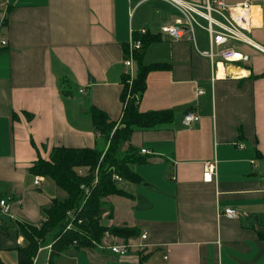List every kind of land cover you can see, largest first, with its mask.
I'll use <instances>...</instances> for the list:
<instances>
[{
	"label": "crops",
	"instance_id": "crops-1",
	"mask_svg": "<svg viewBox=\"0 0 264 264\" xmlns=\"http://www.w3.org/2000/svg\"><path fill=\"white\" fill-rule=\"evenodd\" d=\"M254 5L250 33L264 45V0ZM178 14L163 0H0V198L10 203L0 213V262L18 264L17 224H38L55 197L45 176L34 184L33 162L54 146L106 147L89 107L119 121L126 45L145 29L158 38L141 62L166 67L149 71L138 107L175 118L133 131L129 144L147 149L148 160L133 166L139 182H117L128 193L122 222L116 195L105 199L102 221L147 237L107 234L128 245L125 255L70 248L52 264H264V54L245 46L247 63L221 67L199 53L204 31L196 30V47L161 33ZM187 112L198 121L184 125ZM208 160L216 161L213 182L202 178Z\"/></svg>",
	"mask_w": 264,
	"mask_h": 264
},
{
	"label": "trees",
	"instance_id": "trees-1",
	"mask_svg": "<svg viewBox=\"0 0 264 264\" xmlns=\"http://www.w3.org/2000/svg\"><path fill=\"white\" fill-rule=\"evenodd\" d=\"M133 37L141 40L142 47L134 55L136 73L132 82L123 74L122 114L119 121L110 120L103 110L94 105L89 107L94 129L103 137L106 147L97 149L86 146H54L48 158L43 159L39 156L30 166L32 174L52 179L58 188L66 192V197L63 199L53 197L50 206L44 210V218L38 224H17L18 232L24 238V244L18 248V264H32L38 248L52 230L56 232L50 244L47 264H52L56 256L70 248H99L98 244H102L101 241L106 234L125 241L140 235V229L136 226L106 224L101 220L103 210L106 208L105 199L108 196H128L127 192L117 186L118 183L114 182L112 175L115 172L123 180L139 182L141 178L133 166L147 161L148 158L144 157L141 149L129 144L133 131L155 128L156 125L173 122L175 117L171 109L141 110L138 107L139 99L146 89L147 74L150 70H159L166 65L163 63L146 65L140 59L145 47L155 41L157 36L149 35L146 31ZM66 81V79L62 81V84L64 85ZM70 93L66 87V94ZM258 154L261 156L259 152ZM81 167L89 169L86 176L78 174L77 170ZM95 168L98 181L88 199L79 208L80 185L90 183ZM68 211H72L76 219L72 227L64 229L69 220Z\"/></svg>",
	"mask_w": 264,
	"mask_h": 264
},
{
	"label": "built area",
	"instance_id": "built-area-1",
	"mask_svg": "<svg viewBox=\"0 0 264 264\" xmlns=\"http://www.w3.org/2000/svg\"><path fill=\"white\" fill-rule=\"evenodd\" d=\"M257 0H241L233 4H227L224 0H163L169 3L178 12L173 22L163 24L160 27L162 34L167 35L172 39H183L195 45L196 30H202L207 35L208 47L206 50H201L199 53L207 56L211 60H216V64H221L224 67L226 64L241 65L249 61V55L242 46H248L251 49L259 51L264 54V45L254 40L250 35V29L253 26V17L255 15L254 5ZM257 14V12H256ZM145 33V29L140 30ZM6 40L0 37V46H4ZM140 39L130 37L127 45L126 52L123 60V73L128 77V81L132 82L135 76L134 68V55L142 47ZM83 91V89H80ZM201 92V91H200ZM199 115L194 112H187L182 118L184 125H191L198 121ZM239 146H243L242 143ZM142 153L147 152V149L142 148ZM80 176H86L89 172L87 167H81L77 170ZM216 174V161L208 160L204 163L202 178L206 182H213ZM174 178V177H172ZM41 175H34V184H39L42 181ZM112 179L114 182H119L122 179L117 173H113ZM98 181L97 168L94 170V176L89 184L82 183L80 185L81 197L79 208L85 203L90 196L92 188ZM10 210V203L6 198H0V213H8ZM68 222L65 224L64 229L73 226L76 215L72 211H68ZM224 214L233 218L237 215L236 209L225 208ZM80 222V220H78ZM142 239H146L147 233L144 231L140 234ZM21 243V241H19ZM140 248L143 244L139 245ZM50 249L51 245L48 244L44 247H39L37 254L33 258V263L42 248ZM98 247L106 248L110 252L117 255H125L127 253L128 245L126 243H109L98 244Z\"/></svg>",
	"mask_w": 264,
	"mask_h": 264
},
{
	"label": "rangeland",
	"instance_id": "rangeland-1",
	"mask_svg": "<svg viewBox=\"0 0 264 264\" xmlns=\"http://www.w3.org/2000/svg\"><path fill=\"white\" fill-rule=\"evenodd\" d=\"M235 1L236 0H224V2L227 3V4H233ZM249 35L254 39L256 33H252L251 32V33H249ZM242 47L245 48V46H242ZM47 183H49L53 189H56V191L55 190L53 191V194H54L53 196H55V197H57L59 199H63L64 197H66V192L63 189L58 188L57 186H55V184L50 180V178H47ZM123 200L124 199L122 197H120V196H113V199H112L113 205L115 207V213H116L115 216H117V218H118L116 220L119 223L122 222L123 218H121V217L125 213L124 209L121 207V203L123 202ZM118 201H120V204H118ZM81 203L82 202L79 201V204H81ZM101 220H103V218ZM55 232H56V230H52L46 236L44 243L41 244V247L47 246V244L51 243V240H52ZM106 236H107V234L105 235V237L102 239L101 242L104 243L105 245L109 244V243H112L113 241L108 240L107 239L108 236L107 237ZM45 248H42L40 251L42 252V250L45 249ZM41 252L38 253L34 264H47L45 255H47L48 252L44 251V252H42V254H40Z\"/></svg>",
	"mask_w": 264,
	"mask_h": 264
}]
</instances>
